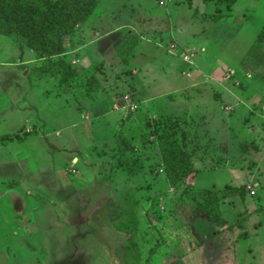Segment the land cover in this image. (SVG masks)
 I'll list each match as a JSON object with an SVG mask.
<instances>
[{
    "label": "rangeland",
    "instance_id": "obj_1",
    "mask_svg": "<svg viewBox=\"0 0 264 264\" xmlns=\"http://www.w3.org/2000/svg\"><path fill=\"white\" fill-rule=\"evenodd\" d=\"M146 1L100 0L58 39L48 60L64 59L77 72L65 83L39 70L45 58L26 40L0 34V166L18 160L0 173V264H264V43L257 38L264 0H235L227 13L218 7L222 19L212 37L199 39L201 54L160 30L152 39L161 46L146 42L130 56L139 26L150 38L164 16L158 0ZM192 2L166 5L185 18L177 24L184 37L215 24L216 15L195 21L201 14ZM238 98L249 108H238L235 128L254 136L242 135L228 160L213 142L220 133L196 141L193 132L215 131L208 126L216 127L220 111L235 112ZM73 127L84 128L83 138ZM174 132L188 156L207 160L193 165L192 182L170 186L163 155ZM77 150L82 173L72 167ZM222 167L228 177L217 181ZM54 172L57 185L74 191L56 192ZM15 188L20 194H5ZM215 206L219 222L199 215L206 207L215 215Z\"/></svg>",
    "mask_w": 264,
    "mask_h": 264
},
{
    "label": "trees",
    "instance_id": "obj_2",
    "mask_svg": "<svg viewBox=\"0 0 264 264\" xmlns=\"http://www.w3.org/2000/svg\"><path fill=\"white\" fill-rule=\"evenodd\" d=\"M210 1L215 5L214 12L216 14L213 12L212 15H216L213 17L216 22L222 19L218 7L224 8L227 13L235 0ZM99 2L100 0H0V34L4 36L17 35L26 40L32 51L38 52L41 57L45 58V62L39 70L48 72L65 83L77 75L76 70L69 66L64 59L53 62L48 58L56 52L58 39L63 35L71 34L78 23L85 22ZM262 21L257 38L264 43V20ZM133 43L135 45H127L130 56L133 52L132 48L135 49L137 45L134 41ZM169 139L174 146L172 148L165 147L166 152L163 155L167 182L170 186L179 182H192V177L194 178L196 174L193 157L188 156L184 148L179 147L175 132L170 135ZM215 208V215L209 213V207L204 208L199 212V215H210L213 221L218 219L219 222L222 220L220 209L219 206H215ZM128 212H122L121 216H127ZM133 248H130L131 252L127 247L131 254L130 258L135 255Z\"/></svg>",
    "mask_w": 264,
    "mask_h": 264
},
{
    "label": "crops",
    "instance_id": "obj_3",
    "mask_svg": "<svg viewBox=\"0 0 264 264\" xmlns=\"http://www.w3.org/2000/svg\"><path fill=\"white\" fill-rule=\"evenodd\" d=\"M194 2H196L195 4L197 5V7L199 8V13L201 14V16H198V17H196V18H194V19H197V20H195V21H197V22H199V23H201V22H205V21H209V19H208V17L209 16H212V14H213V12H214V10H215V5H214V3L213 2H211V1H207L206 3L205 2H203V1H201V0H193ZM147 2L148 1H146L145 0V4H147ZM194 2H192V3H194ZM172 5V2H165L163 5H158V8H162L163 9V18L161 19V18H158L157 20H155V26L157 27V31L159 32V33H157L156 32V30L155 31H151L150 32V35H152V37H150V38H148V36H147V34H145V33H148V32H144L143 30H142V28H140V27H142V25H140L139 26V30H138V33H139V35L138 34H134L136 37H137V39H138V41H139V43L136 45V47H135V49L136 48H139V47H141V48H145L146 47V42H147V44H149L150 46H151V48H153V50H154V48L158 45V46H161L158 42H156L154 39H152L155 35H158V34H160V30L162 31V33L163 34H167V37H168V40L169 41H177L178 39H182V40H184V44L185 45H187V46H190L191 48V51L193 52V54L195 53V54H201L202 52H205L206 50H205V47L203 46V45H201V43L199 42V39H203V38H206V36L207 35H211L212 34V32L214 31V30H216V27H217V25L218 24H216V23H218V22H220V21H212V22H214L215 24H213V23H208L207 24V26H206V31H208L206 34H204V35H202L201 33H195V34H193V33H191V34H188V35H185V37L183 36V30H182V25H177L178 24V22H180V23H183V22H185L184 21V17H183V15L180 13V11H178V12H176V13H178V15H176V14H173V12L172 13H169L168 14V11H167V8H166V5ZM174 4V3H173ZM165 8V9H164ZM198 13V14H199ZM207 18L208 20H204L203 18ZM264 20V19H263ZM167 26V27H164V26ZM170 26H172L171 28H170ZM203 30H204V28H202ZM171 30V31H170ZM154 32V34H152ZM170 32H172L170 35H169V33ZM171 35H173V37H171ZM200 36H203V37H200ZM213 36V34L210 36V37H212ZM184 37V38H183ZM121 38H122V36L119 38V41H121ZM173 39H175V40H173ZM141 41H142V44H141ZM149 41H150V43H149ZM213 42L214 41H212V43H211V45H213ZM152 44V45H151ZM165 45V44H164ZM149 46V47H150ZM148 47V48H149ZM148 48H146L145 50H147ZM163 49H164V47H163ZM159 50V49H158ZM192 52H190V53H192ZM183 53H184V51H183ZM30 56V55H29ZM29 56H23L22 58H25V60L26 61H28V62H30V57ZM188 62V65H190V63L191 62H189V61H187ZM15 64H17V63H14V64H11V65H15ZM168 74V73H167ZM242 98H238V99H236V101H234V102H232V104H233V106H231V109H232V107H234V109H235V112H222L221 113V111L219 112V116L215 119V122L214 121H211L210 120V117H211V115L210 114H208V116H204V118H206V121H205V123L206 122H209V123H206V124H211L212 122H214L215 124H216V127H213V125H209L208 127H212V128H214L215 129V131H212L213 129H211V130H209V129H207V128H203V127H200V129H199V127H195L194 128V130H196V132H193V133H196V135H197V139H196V141L198 140L199 141V139H202V138H205V137H207V136H210V135H216L217 133H220L221 134V136H220V138H216L215 137V140L213 141L215 144H217V145H221V148H224L225 150H227V152L229 153V156H228V160H230V154H231V152L233 153H237L236 151H237V149H238V145L243 141V138H242V135H245V139H252L253 138V136H254V133H252L251 131H249V130H247V131H245V132H243V131H241L240 130V126L238 127V128H235V124H238V122H239V120H238V114L239 113H236V111L238 110V108L240 107V106H244V108H249L247 105H245V100H241ZM86 101H89L88 100V97L85 99ZM229 108V107H228ZM222 109V108H221ZM238 112H243V111H238ZM231 113V114H230ZM107 112H104L101 116H103V118L106 120L107 119ZM193 114V113H192ZM189 115V114H188ZM192 119H194L195 118V115H189ZM216 117V116H215ZM208 118V119H207ZM217 121V122H216ZM196 123H198V119H197V121H196ZM234 124V125H233ZM207 126V125H206ZM221 128H223L222 130H221ZM73 129L74 130H76L77 131V134L79 135V139L83 136V134H85V130H84V128L82 129V127H73ZM73 129H69L68 131H67V133L70 131V132H72L73 131ZM80 131V132H79ZM243 132L241 135L239 134V132ZM2 135H4V134H2ZM210 137H212V136H210ZM83 138V137H82ZM77 139H78V136H77ZM88 139H89V141L90 142H92V137H90V135H88ZM206 139V138H205ZM204 139V140H205ZM60 140H62V139H60ZM76 140V139H75ZM217 141H220V143H217ZM17 144V143H16ZM63 144V141H61L60 143H58V146H59V151L61 152V154L63 155V154H66L67 156H68V154L67 153H64L63 151H62V145ZM198 148H199V146H198ZM201 148V147H200ZM79 151L80 150H77L74 154H75V158H73L72 159V162H73V166L72 167H74V168H77V170L79 171V173H82V170H81V166H82V162H78V159H79V156H80V153H79ZM20 155H22L21 154V152L20 153H18V154H16L15 155V157H17L18 158V156H20ZM201 155L203 156V159H204V162L203 163H205L206 162V160H207V158L205 157V154H203V153H201ZM7 157H9V156H7ZM62 156H60V158H61ZM62 161H63V159H62ZM75 161V162H74ZM14 162V164L17 166V162H18V160L15 162V161H13ZM13 162H11L10 164H8V163H6V165H3L2 164V166H0V169L2 168V170L3 171H1L0 170V173H2L4 176L7 174V173H9V172H12L13 171V169H14V167H15V165L13 164ZM197 162H198V164H200V165H202L203 163H202V161H201V159H196V160H194V166H195V164H197ZM25 163H27V159L25 160ZM64 163V161L62 162V164ZM8 164V165H7ZM62 164L60 165L59 164V169L60 168H62ZM14 165V167H12ZM84 165V164H83ZM4 168H12V170H10V169H7V172L5 171L6 169H4ZM196 169V168H195ZM10 170V171H9ZM198 171V170H197ZM217 171V170H216ZM75 171H72V173H74ZM201 172H206V171H200V172H198L197 174H199V175H201ZM230 172V170H228V173ZM33 173V172H32ZM31 173V174H32ZM232 173H237L236 171H234V172H232ZM55 174H57L56 172H54V175ZM225 174H227L226 173V171H225V169L222 167L221 169H220V171H217L214 175H215V180H217V181H219V180H225L227 177H228V175L226 176V178H225ZM54 175H51V178L50 179H52V177L54 176ZM76 175V174H75ZM38 176V175H37ZM125 178H132V176L130 175V176H127V177H125ZM70 179L72 180V182L74 181L73 180V176H70ZM38 180V179H37ZM58 180V185H57V181H56V175H55V177H54V183H56V186H57V189H56V192H58V190H60V192H61V190H63V191H66V192H68L69 193V191H74L73 190V187L70 185V184H67V185H63V183H62V181L60 180V179H57ZM127 179H125L124 181H126ZM45 180H44V178H42V182H44ZM48 181V180H47ZM46 181V182H47ZM72 182H70V183H72ZM75 182H76V184H77V181L75 180ZM38 185H39V187L41 188V189H43L44 191H47V189L45 188V186H44V188H42V185H40V183H39V180H38ZM77 188V187H76ZM21 189H23V188H21ZM65 189V190H64ZM40 190V189H39ZM20 189L19 188H15L14 190H9L8 192H6L5 194H20ZM40 192H42V191H40ZM76 193H78L77 191H76Z\"/></svg>",
    "mask_w": 264,
    "mask_h": 264
},
{
    "label": "built area",
    "instance_id": "obj_4",
    "mask_svg": "<svg viewBox=\"0 0 264 264\" xmlns=\"http://www.w3.org/2000/svg\"><path fill=\"white\" fill-rule=\"evenodd\" d=\"M164 1H166V0H158V3H160V4L162 5V4H164V3H165ZM170 1H172V2H173V1H178V0H170Z\"/></svg>",
    "mask_w": 264,
    "mask_h": 264
}]
</instances>
